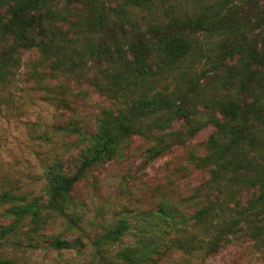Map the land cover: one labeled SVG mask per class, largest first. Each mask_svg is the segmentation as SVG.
Wrapping results in <instances>:
<instances>
[{"label": "trees", "instance_id": "16d2710c", "mask_svg": "<svg viewBox=\"0 0 264 264\" xmlns=\"http://www.w3.org/2000/svg\"><path fill=\"white\" fill-rule=\"evenodd\" d=\"M203 59L209 67L196 73ZM20 69L29 90L67 112L51 128L81 149L72 171L58 156L47 165L45 203L0 194V216L9 219L0 249L20 228L31 238L51 214L62 217L77 184L122 159L130 139L149 141L154 159L207 128L203 153L187 157L206 178L186 207L163 201L137 213L135 227L119 218L94 245L101 253L119 248L111 264H158L196 251L209 257L241 238L264 248V0H0V87ZM80 82L111 102L92 128L74 108ZM190 206L197 208L186 215ZM188 224L203 238L186 235Z\"/></svg>", "mask_w": 264, "mask_h": 264}, {"label": "rangeland", "instance_id": "374dc122", "mask_svg": "<svg viewBox=\"0 0 264 264\" xmlns=\"http://www.w3.org/2000/svg\"><path fill=\"white\" fill-rule=\"evenodd\" d=\"M247 14L243 11L238 15ZM252 19L253 14L249 21ZM27 59L24 58V63ZM208 67L203 59L194 71L199 73ZM22 71L11 85L0 87V194L38 197L45 203L47 165L58 156L64 168L72 171L81 146L73 142V137L51 128L60 113L65 112L29 90ZM77 91H81V99L74 101V108L92 128L96 114L103 107H111V102L83 82L74 84V92ZM211 132L207 128L183 146L173 147L154 159L147 157L149 141L130 139L122 159L89 171L77 184L71 193L74 205L62 217L51 214L54 218L31 238L25 235L27 227L20 228L17 236L5 241L0 260H12L13 264L114 263L113 256L119 248L112 246L101 253L94 241L119 218H127L135 227L137 213L155 210L163 201L186 207L187 198L194 195L206 178L189 164L187 157L191 150L198 155L203 153ZM4 208L0 206V215ZM196 208L190 206L184 212L190 215ZM8 222L9 219L0 216V226ZM188 226L186 235H194L198 241L203 238L201 227ZM54 239L69 241L70 247L54 249L51 246ZM158 264H264V248L241 238L232 240L213 256L206 257L200 251L191 256L177 253Z\"/></svg>", "mask_w": 264, "mask_h": 264}]
</instances>
